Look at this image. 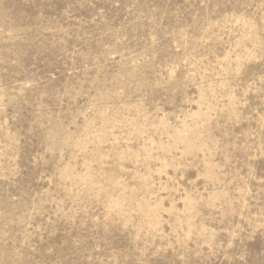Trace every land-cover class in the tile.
I'll return each instance as SVG.
<instances>
[{
    "label": "rangeland",
    "instance_id": "374dc122",
    "mask_svg": "<svg viewBox=\"0 0 264 264\" xmlns=\"http://www.w3.org/2000/svg\"><path fill=\"white\" fill-rule=\"evenodd\" d=\"M0 264H264V0H0Z\"/></svg>",
    "mask_w": 264,
    "mask_h": 264
}]
</instances>
